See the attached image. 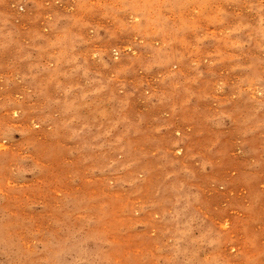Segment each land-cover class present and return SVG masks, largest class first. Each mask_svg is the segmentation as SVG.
I'll use <instances>...</instances> for the list:
<instances>
[{"label":"rangeland","instance_id":"374dc122","mask_svg":"<svg viewBox=\"0 0 264 264\" xmlns=\"http://www.w3.org/2000/svg\"><path fill=\"white\" fill-rule=\"evenodd\" d=\"M0 264H264V0H0Z\"/></svg>","mask_w":264,"mask_h":264}]
</instances>
